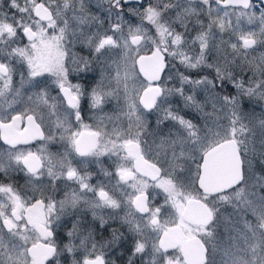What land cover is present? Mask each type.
<instances>
[{"label": "snow or ice", "instance_id": "obj_1", "mask_svg": "<svg viewBox=\"0 0 264 264\" xmlns=\"http://www.w3.org/2000/svg\"><path fill=\"white\" fill-rule=\"evenodd\" d=\"M104 2L106 21L89 13L90 0H9L19 17L0 13V140L8 146L0 150V173L24 172L31 186L28 193L0 182V264H61L65 252L78 249L85 255L71 264H107L103 249L123 233L114 229L98 249L78 216L82 204L101 228L107 220L98 209L113 210L111 219L124 211L119 219L134 237L128 264L149 246L146 264H264V174L255 171L257 160L264 165V118H255L264 102V54L249 58V50L264 47V0H214L215 7L213 0H198V6L197 0H149L130 9L140 21L135 25L124 17L131 0ZM190 25L199 29L191 40ZM228 33L235 42L223 38ZM77 44L87 56L72 51ZM114 50L122 54L113 58ZM166 57L185 69L208 71L191 78L177 69L180 86L169 88L175 77L162 75ZM16 65L27 69V76L19 73V88ZM73 72L78 80L80 74L90 79V88L73 83ZM45 73L54 78L56 96L38 79ZM27 88L37 91L25 102ZM174 94L193 118L172 108L168 97ZM85 101L93 123L85 122ZM112 102L113 112H105ZM197 115L202 124L194 122ZM57 138L63 152H48L46 145ZM36 139L45 142L38 152L19 147ZM101 156L115 158L114 173L102 169L109 180L116 178L111 190L91 185V174L74 166L90 158L99 164ZM45 172L51 191L42 183ZM61 180L79 187L57 200ZM222 205L233 212L222 216ZM65 217L76 219L61 248L56 237Z\"/></svg>", "mask_w": 264, "mask_h": 264}, {"label": "flooded vegetation", "instance_id": "obj_2", "mask_svg": "<svg viewBox=\"0 0 264 264\" xmlns=\"http://www.w3.org/2000/svg\"><path fill=\"white\" fill-rule=\"evenodd\" d=\"M92 1L97 3L99 6L104 7L105 10L108 7V5L104 2V0H90L91 3H93ZM85 2H86V4H88L89 0H85ZM141 2L144 4V6H146L148 4L149 0H142ZM197 2H198V0H197ZM20 3L23 4V0H20ZM139 3L140 2H137L136 0L131 1L128 4H125L124 9H123L125 20L128 22L132 21L134 25L140 21H139V18L136 15H134L133 12L130 11V9L136 10L139 7ZM253 3H257V2H253ZM213 6L215 7L214 0H213ZM140 10L142 11V9H140ZM88 11L90 12V8H88ZM0 13H7L8 16H11L13 13H15L17 15V17H19V15H20L19 13H16L15 9L9 10V0H0ZM68 15L71 16L72 13H68ZM104 18H106V16ZM202 18L206 22V20H207L206 15L203 16ZM104 20L106 21V19H104ZM104 26L106 27V23ZM148 27H151V26L149 25ZM193 30H194V33H196L198 28H193ZM153 34H154V29H153ZM23 43H27L26 39L23 41ZM81 49H82V45L77 44V46L75 48H73L72 51L77 52L79 55L87 56L88 50L86 48L83 50H81ZM121 54H122L121 51L118 50V52H116V53L113 52L112 57L117 58ZM166 60H167V66H166L165 72L163 74L165 79H167L166 75L168 73L171 74V72H172V70L169 71V69L170 68L173 69V67H172L173 63H171V60L169 59V57H166ZM174 65H175L174 69H177V67L178 68L183 67V65H180L179 63L178 64L175 63ZM16 68H17V71H16V74L14 75V82H15V87L19 88L20 87V83H19L20 74L19 73H20V71H23L25 76H27V69H26V67H21L19 65H16ZM169 74L167 76H169ZM80 75H81V78L78 80V79H76L77 73L73 72L70 75V79L72 80L73 83H81L85 87L90 88L92 81L90 79H88L87 77H85L83 74H80ZM171 75H173V74H171ZM38 79H44L51 85V87L49 88L50 95L56 96L58 94L59 90L55 87L54 84H52V80L54 79L53 77H51L49 74L45 73L43 77H40ZM172 83H173V86H179L180 85L179 79H176V78H175V80L174 79L172 80ZM22 91L24 92L23 99L25 102H27L28 95H30L34 91H37V89L27 88V89H23ZM8 99H11V96H9ZM5 107H7V105H5ZM25 107H26V103L20 104L17 106V111H23ZM114 107H115V102H112V103L105 106L104 111L107 113H111V112H113ZM84 108H85V112L83 113V116H84L85 122L86 123H93V121L89 119V117L92 115V113L87 110V102L86 101L84 102ZM172 108L174 110H176L175 107L172 106ZM177 110H180L182 113H185L184 116L188 117V116H186L187 109H184V106H180V105L177 106ZM53 119H55V117H53ZM149 119L153 125V128H155L154 127V125H155L154 115L151 116ZM166 124H168V122H166ZM168 127H171V126H168ZM165 131H167V127L165 128ZM38 143H44V141L36 139V140L32 141L29 145H25L24 147L27 148L28 150L30 149L31 151L34 152L35 147L38 146L37 145ZM0 145H2L3 147H6V148L8 147L7 145L4 144V142L2 140H0ZM19 147H23V146H19ZM50 148L52 149L50 153H58V152L62 153L64 150L63 146L59 142L58 138H57L56 142H50ZM76 159H79V158H76ZM114 159H115L114 157L110 159L108 156H101V157H99V164L97 163V160L94 159V160H91L92 162L87 164V165L76 164L74 161V166L80 168L82 175L84 173H90L91 174L90 178L88 180V183H90L91 185L97 186L100 184H104L109 190H111L113 185L116 183V178L113 177L111 180H109L108 178H106L103 175L102 169H107L108 171L114 173L115 172V164L113 163ZM193 167H194V165H193ZM255 171H256V168H255ZM0 174L3 175V176H1V177H3L2 179L6 180L7 183L14 184L20 190L26 191L28 193L31 192V186L28 184V177L24 174V172L10 171L7 175H5L4 173H0ZM41 179H43L42 180L43 185L47 186L49 191H51V189H52L51 182L50 181H44V179H49V178L43 177ZM78 187L79 186L77 184H74L73 182H67V181H63V180L57 181V192H56L55 198L60 199L64 196V193L66 191H70L72 188L78 189ZM149 191H152V189H149ZM92 199H94V196L92 197ZM162 202H163V197L161 196L160 199L155 201L154 206L158 205ZM232 212H233V209L230 205H222L221 206L222 216H227ZM113 214L114 213L111 210L110 211L107 209L104 210V217L108 218L109 221H111V223H110L111 226L114 229H118L120 232H122L125 224H121V220L119 219V217L124 215V211H119L118 213H115V215H116L115 219L109 218ZM248 219H252L254 221V218L251 217L250 215H249ZM85 220L86 219L84 218L83 221L85 222ZM65 221H66L65 227L59 228L57 230L58 231V235L56 237L57 243L60 242L62 239V237H60L62 235V232L66 231V229L68 230L69 225L72 226L70 218H69V220H68V218H66ZM71 226H70V228H71ZM93 226H95L94 223H90V221H87V223L85 222V224H84V227L86 230L90 228L93 231L94 238L97 242V247L99 248L100 244H103V243L110 240L109 235H111V234L107 233V231H106L107 228H105V227L102 230V228H94ZM125 233H126V231H125ZM220 236L225 241L227 240V234L225 233V229H224L223 225H221V228H220ZM77 240H79V239H77ZM116 247L117 246L113 247V245H112L110 251ZM81 252H82V253H80L81 257H84V255H85L84 251L82 250ZM73 257H75V255H73L72 258Z\"/></svg>", "mask_w": 264, "mask_h": 264}, {"label": "rangeland", "instance_id": "obj_3", "mask_svg": "<svg viewBox=\"0 0 264 264\" xmlns=\"http://www.w3.org/2000/svg\"><path fill=\"white\" fill-rule=\"evenodd\" d=\"M93 2V1H92ZM153 2H154V0H153ZM90 14H92V15H100L101 16V19H106L107 20V17L106 18H104L106 15H104L103 13H105L106 12V10H105V8L104 7H101V6H99L97 3H95V2H93V3H91L90 2ZM147 6V5H146ZM145 6V7H146ZM197 6H198V2H197ZM257 15H259V10H257ZM173 15H174V13H173ZM128 22V21H127ZM233 22H235V17H233ZM128 23H131L132 25H134L133 24V22L131 21V22H128ZM137 23H139V22H137ZM207 23V20H206V22H205V24ZM105 27V26H104ZM106 27H108V24L106 23ZM196 28H198V27H196ZM176 30L177 31H183V28H181L180 26H176ZM199 30V29H198ZM197 30V31H198ZM127 32V23L125 24V33ZM197 33V32H196ZM196 33H194V30H193V27L190 25V30H189V32L186 34L187 35V38L189 39V40H191V38L192 37H194L195 35H196ZM231 37V40L233 41V42H235L236 41V36L235 35H231L230 33L229 34H224V36H223V38L225 39V40H228L229 38ZM220 39V34L218 33L217 34V40H219ZM197 50H198V46H197ZM114 53H116V52H118V50H114L113 51ZM113 52L111 53V55L113 54ZM261 54H264V47H261V46H256L255 47V49L254 50H249V58H252V57H256V58H259V56L261 55ZM169 59L171 60V63H173V65L175 64V63H179L178 62V60H173L171 57H169ZM173 67V66H172ZM172 70V74L174 75L175 74V69H174V67H173V69H169V71H171ZM171 75V74H170ZM172 76V75H171ZM174 76H176V79H179L178 78V75H174ZM168 78V77H167ZM170 82V81H169ZM168 82V85H167V87H169V88H175V87H179V86H173V83H172V80H171V82L169 83ZM188 91H190V88L188 87V89H187ZM177 96V97H176ZM203 97V93H201V97L200 98H202ZM168 99H169V101L171 102V105L173 106V107H175V109L177 110V106H184L183 105V100H182V98L180 97V95L179 94H174V95H172V96H170V97H168ZM244 102H246V106H244V110H245V112H248V113H251V108H250V105H249V102L248 101H244ZM253 103H257V101L256 100H253ZM165 106H167V105H165ZM207 111H211V108H210V106L206 109ZM257 111H259L260 113H258ZM187 112V114H186V116H188V117H185V118H188V119H191V118H193V113L191 112V110H187L186 111ZM263 112V114H261ZM185 113H182L181 111H180V115H184ZM154 118H155V121H156V116L154 115ZM255 118H256V121L258 122V120L260 119V118H264V102H259L258 103V106L256 107V109H255ZM194 122L195 123H198V124H202L203 123V121L200 119V117L197 115L196 117H195V119H194ZM225 123H226V121H224ZM171 124H172V122H168V124H167V127L168 126H171ZM125 126H126V124H125ZM154 127H155V125H154ZM178 127V126H177ZM149 139H151V137L149 138ZM158 139V138H157ZM38 146H36L35 147V151L34 152H38V150L42 147V146H45V142L44 143H38L37 144ZM46 147H47V150H48V152H51V148H50V142L46 145ZM21 148H23V149H25V150H28L27 148H25L24 146L23 147H21ZM6 149V147H3L2 145H0V150H5ZM94 159H96L97 160V158H90V160H94ZM262 171H264V165H262ZM44 178H48V176H47V174H46V172H45V175L43 176ZM42 177V178H43ZM43 180V179H42ZM44 181H50L49 179H44ZM87 196H88V198L89 199H92V197H93V194L92 193H88L87 194ZM64 197V196H63ZM62 197V198H63ZM62 198H60V199H62ZM95 198V197H94ZM60 199H57V200H60ZM104 210H106V209H103V210H100V209H98L97 210V214L98 215H103L104 216ZM107 210H111V209H107ZM111 211H113V210H111ZM78 216H80V217H82L83 219L85 218L87 221H90V223H94V225L95 226H93L94 228H101L100 227V222H99V220L97 219V220H93V215H92V211L86 206V205H81V207H80V209H79V211H78ZM66 218H68V217H65V219ZM73 219H76V217H72L70 220H71V224H72V220ZM106 220H107V223L105 224V228H107V233H109V234H111V235H109V241H111L112 240V234H113V230H114V228L111 226V221H109V219L108 218H105ZM68 220H69V218H68ZM85 220V222L87 223V221ZM120 224V223H119ZM122 224V223H121ZM70 226L71 225H69L68 227H69V229H70ZM104 227L102 228V230L104 229ZM67 229H66V231H63L62 232V235L60 236V237H62V239H61V241L60 242H58V244L60 245V247L61 248H63V246L65 245V244H67L68 243V237H67V235H66V233H67ZM125 231H126V233H125ZM120 233H123V235L121 236V238H120V242L121 243H127L128 245H129V247H130V250H131V252H132V249H133V245H134V237H133V234L132 233H130L129 231H128V227H127V225H124V228H123V231L122 232H118L117 234L119 235ZM126 237H125V236ZM73 243L75 244V245H79L80 244V240H74L73 241ZM150 243L151 242H149V245H150ZM119 244V243H118ZM117 243H115V244H111L110 246H107V247H105L104 249H103V251H104V253H105V260L107 261V264H112V260H113V257L111 256V251H110V249H111V246L113 245V247L114 246H117L118 245ZM91 246L89 245V248H90ZM99 249V248H98ZM83 249H78V251L76 252V253H74V254H69V253H67V252H65L62 256H61V264H71V262H72V260L73 259H78V260H82L83 259V257H81V255H80V253H82L81 251H82ZM148 252H150L151 253V247L149 246V248L147 249V252L145 253V254H141V255H146ZM73 255H75V257H73L72 258V256ZM137 255H139V254H137ZM217 260H219V257H217Z\"/></svg>", "mask_w": 264, "mask_h": 264}, {"label": "trees", "instance_id": "obj_4", "mask_svg": "<svg viewBox=\"0 0 264 264\" xmlns=\"http://www.w3.org/2000/svg\"><path fill=\"white\" fill-rule=\"evenodd\" d=\"M257 10H256V14H258ZM177 69L179 70V72H183L185 75H189L191 78H198L199 75H204L208 71L207 69H205L204 71H201L199 69H196V70L185 69L184 66L179 67V68L177 67ZM177 69H175L176 72L174 75H178ZM167 75H166V77H168ZM174 75H172V76H174ZM174 77L176 78V76H174ZM185 87H186V89H188L189 86H185ZM229 87H231V86H229ZM232 91L234 92L235 90L232 89ZM245 101H248V100L245 99ZM245 104H246V102H244V106H246ZM257 112L260 113L259 111H257ZM261 114H263V112ZM255 168H256L257 173L264 174V171H262V165L259 163L258 160L255 164ZM1 176H3V175L0 174V182L7 183L6 180H3L2 179L3 177H1ZM118 243H117L118 244L117 247L113 248L111 250V256L113 257L112 264H128L129 257L132 256V252L130 250V247L126 242L121 243L119 241ZM150 260H151L150 252H148L144 256L139 254V255H136L135 257H133V264H146V262H148Z\"/></svg>", "mask_w": 264, "mask_h": 264}, {"label": "water", "instance_id": "obj_5", "mask_svg": "<svg viewBox=\"0 0 264 264\" xmlns=\"http://www.w3.org/2000/svg\"><path fill=\"white\" fill-rule=\"evenodd\" d=\"M131 1H134V0H131ZM136 1H137V2H141L142 0H136ZM252 2H257V3H258V0H252ZM136 69H137V71L139 70V69H138V66H137ZM163 74H164V73H162V75H163Z\"/></svg>", "mask_w": 264, "mask_h": 264}]
</instances>
